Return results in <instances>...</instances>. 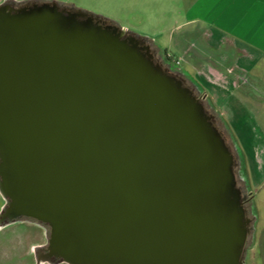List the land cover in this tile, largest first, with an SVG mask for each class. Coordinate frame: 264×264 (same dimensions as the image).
<instances>
[{
	"label": "water",
	"instance_id": "obj_1",
	"mask_svg": "<svg viewBox=\"0 0 264 264\" xmlns=\"http://www.w3.org/2000/svg\"><path fill=\"white\" fill-rule=\"evenodd\" d=\"M148 40L56 2L0 5V226L36 264H243L250 220L215 115Z\"/></svg>",
	"mask_w": 264,
	"mask_h": 264
},
{
	"label": "rangeland",
	"instance_id": "obj_2",
	"mask_svg": "<svg viewBox=\"0 0 264 264\" xmlns=\"http://www.w3.org/2000/svg\"><path fill=\"white\" fill-rule=\"evenodd\" d=\"M16 1H55L106 19L129 33L148 40L159 52L166 54L171 63L180 60L178 67L187 70L198 80V69L189 68L184 46L194 43L198 47L201 63H213L218 59L213 55L214 49H204L200 41L198 42L203 31L216 29L222 30L229 37L241 35L243 31L237 22L245 12L243 7L256 0ZM191 20L193 22H189ZM232 61L233 57L227 55L224 64L231 66ZM248 64L247 72L252 79L244 84L248 91L244 105L250 110L247 122L251 131H248L247 135L244 133L235 136L243 158V171L254 219L252 241L246 249L244 264H264V53L256 62ZM199 82L203 89L207 90L208 84L204 79ZM216 122L237 160L230 138L219 122ZM3 205L4 199L0 195V209ZM47 237L48 228L43 231L37 223L29 220L0 226V264H36L31 255L32 248L46 244Z\"/></svg>",
	"mask_w": 264,
	"mask_h": 264
},
{
	"label": "crops",
	"instance_id": "obj_3",
	"mask_svg": "<svg viewBox=\"0 0 264 264\" xmlns=\"http://www.w3.org/2000/svg\"><path fill=\"white\" fill-rule=\"evenodd\" d=\"M243 8L245 12L237 22L243 31L241 35L229 37L222 30H204L198 39L204 49H214L213 55L218 59L213 63L209 62L207 65L201 63L198 47L194 43L184 46L189 68L198 69V80L180 67V72L199 89V93L205 98L216 120L226 131L236 151L239 169L242 170L243 158L235 136L244 135V133L247 135L248 131L249 133L251 131L247 122L250 110L244 105V98L248 92L244 84L252 79L247 72L248 63L256 62L264 53V8L260 6V0L246 4ZM227 55L233 57L231 66L224 64ZM200 79H204L208 84L207 90L199 84ZM241 177L246 185L244 171Z\"/></svg>",
	"mask_w": 264,
	"mask_h": 264
},
{
	"label": "flooded vegetation",
	"instance_id": "obj_4",
	"mask_svg": "<svg viewBox=\"0 0 264 264\" xmlns=\"http://www.w3.org/2000/svg\"><path fill=\"white\" fill-rule=\"evenodd\" d=\"M28 2H39V1H28ZM28 2H17L16 0H0V5H4V6H8V7H11V8H17L19 6H21L22 4H25V3H28ZM48 2H52V1H48ZM55 2V1H54ZM57 3V2H56ZM57 5L59 7H70V6H66V5H63V4H60V3H57ZM73 8V7H72ZM150 46H151V50L153 51L155 57L157 58V60L165 65V66H168L170 68H172L164 59L163 57V54L161 52H159V50L155 47H153V44L150 43ZM175 72H180L178 69H173ZM186 83H188L189 85H191L192 87L196 88V86L194 85V83L186 76H183ZM197 95L198 97L204 102V104L208 107L207 105V102L205 100V98L199 93L197 92ZM209 108V107H208ZM210 110V108H209ZM211 111V110H210ZM237 179H238V186L241 188V190L247 194V201L244 202V207H245V210H246V216L247 218H249L250 220V224H249V228H250V232L248 234V238H247V244H246V249L250 246L251 244V241H252V236H253V223H254V219L252 217V212H251V205H250V194L248 193L247 191V187L241 177V174L238 175V172H237ZM26 220H29V221H33V220H30V219H27V218H20L19 222H24ZM35 223H37L36 221H33ZM39 228L41 230H45L47 229L48 227L46 225H43V224H40V223H37ZM33 247H37V250H36V253H37V257L38 259H41L44 254L46 253L47 249V240H46V244H40V245H36V246H33ZM246 249H245V252H246ZM31 255L32 257L34 258L35 262H36V256H35V253L33 251H31ZM60 263V262H59ZM46 264V262H45ZM244 264V263H243Z\"/></svg>",
	"mask_w": 264,
	"mask_h": 264
},
{
	"label": "trees",
	"instance_id": "obj_5",
	"mask_svg": "<svg viewBox=\"0 0 264 264\" xmlns=\"http://www.w3.org/2000/svg\"><path fill=\"white\" fill-rule=\"evenodd\" d=\"M163 57H164L165 61H166V62H167V63H168L173 69H178V70H180V68H178V67L172 65V63L169 61V59H168V57H167L166 54L163 55ZM240 174H241V175L243 174V170H242V169H240Z\"/></svg>",
	"mask_w": 264,
	"mask_h": 264
},
{
	"label": "built area",
	"instance_id": "obj_6",
	"mask_svg": "<svg viewBox=\"0 0 264 264\" xmlns=\"http://www.w3.org/2000/svg\"><path fill=\"white\" fill-rule=\"evenodd\" d=\"M179 62H180V60H176V61H174V63H172V65L178 67L179 66Z\"/></svg>",
	"mask_w": 264,
	"mask_h": 264
},
{
	"label": "snow or ice",
	"instance_id": "obj_7",
	"mask_svg": "<svg viewBox=\"0 0 264 264\" xmlns=\"http://www.w3.org/2000/svg\"><path fill=\"white\" fill-rule=\"evenodd\" d=\"M260 6L264 8V0H260Z\"/></svg>",
	"mask_w": 264,
	"mask_h": 264
}]
</instances>
